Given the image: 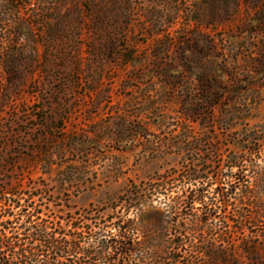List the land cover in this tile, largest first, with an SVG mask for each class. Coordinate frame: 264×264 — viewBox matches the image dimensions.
<instances>
[{"label": "rangeland", "instance_id": "374dc122", "mask_svg": "<svg viewBox=\"0 0 264 264\" xmlns=\"http://www.w3.org/2000/svg\"><path fill=\"white\" fill-rule=\"evenodd\" d=\"M233 158L264 201V0H0L1 193L68 230L156 175L214 179ZM158 210L137 213L139 239ZM227 233L239 264H264ZM220 235L180 261L232 264Z\"/></svg>", "mask_w": 264, "mask_h": 264}, {"label": "trees", "instance_id": "16d2710c", "mask_svg": "<svg viewBox=\"0 0 264 264\" xmlns=\"http://www.w3.org/2000/svg\"><path fill=\"white\" fill-rule=\"evenodd\" d=\"M229 162L214 179L196 170L182 178L176 173L156 175L134 186L128 199L120 198L112 208L114 217L92 226L88 223L91 212L83 211L68 230L42 219L27 200L20 204L10 191H0V264H184L180 261L184 254L191 259L196 253L208 254L206 244L217 232L229 245L232 264L239 260L227 232L244 234L241 252L252 262L263 261L264 201L253 195L247 173L251 163L238 158ZM218 180L222 187L217 185L210 196L209 188ZM173 187H179L178 191L169 194ZM237 195L239 204L231 219L224 207ZM150 199L161 210L153 213V228L139 239L135 217ZM257 230L260 240L254 239Z\"/></svg>", "mask_w": 264, "mask_h": 264}]
</instances>
